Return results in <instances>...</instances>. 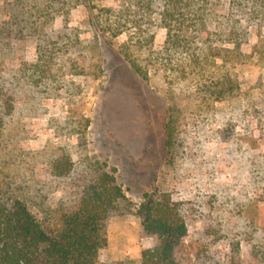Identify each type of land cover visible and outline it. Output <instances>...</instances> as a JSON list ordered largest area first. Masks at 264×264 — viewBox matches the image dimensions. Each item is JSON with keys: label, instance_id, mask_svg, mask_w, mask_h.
Wrapping results in <instances>:
<instances>
[{"label": "rangeland", "instance_id": "obj_1", "mask_svg": "<svg viewBox=\"0 0 264 264\" xmlns=\"http://www.w3.org/2000/svg\"><path fill=\"white\" fill-rule=\"evenodd\" d=\"M83 1L0 0V102L11 105L0 116L3 195L54 228L105 172L123 198L103 221L96 264H140L154 245L137 212L143 193L178 206V264H264V0H194L206 17L190 35L194 60L164 49L156 18L147 44L128 31L107 41L91 19L116 2ZM220 88L230 90L210 95Z\"/></svg>", "mask_w": 264, "mask_h": 264}, {"label": "trees", "instance_id": "obj_2", "mask_svg": "<svg viewBox=\"0 0 264 264\" xmlns=\"http://www.w3.org/2000/svg\"><path fill=\"white\" fill-rule=\"evenodd\" d=\"M112 1L116 2V8L96 7L97 12L91 19L93 28L107 41L128 31L131 43L147 44L152 35L146 33L145 24L156 18L165 29L164 49L182 47L188 51L192 46L191 33L195 31L199 34L205 28V14L203 9L198 11L194 0ZM86 2L83 1L84 6H88ZM196 3L199 5V1ZM227 40H232L228 42L237 46L233 37ZM221 48L214 49V53L209 49L208 54L220 56ZM188 52L189 60L199 57L194 52ZM203 56L206 59L207 53ZM132 67L143 79L147 78L146 73L133 62ZM225 78L222 76L214 83L223 84ZM227 88L211 91L210 95L221 98L230 90ZM10 113L8 100L0 102V116ZM163 128L164 144L169 148L174 142L170 114ZM63 165L62 161L57 162L56 168ZM122 198V189L114 176L101 173L84 183L76 208L62 213L54 228H46L22 199L5 197L0 190V264H96L98 250L105 245L103 221L108 211ZM137 212L142 231L156 238L153 246L141 250L140 264H178L177 255L186 226L177 204L165 193H143Z\"/></svg>", "mask_w": 264, "mask_h": 264}, {"label": "bare ground", "instance_id": "obj_3", "mask_svg": "<svg viewBox=\"0 0 264 264\" xmlns=\"http://www.w3.org/2000/svg\"><path fill=\"white\" fill-rule=\"evenodd\" d=\"M114 227V226H113ZM127 228V227H126ZM109 229V228H108ZM122 232V231H121ZM123 238V237H122ZM119 239V238H118ZM133 239V238H132ZM120 240H121V238H120ZM108 241V240H107ZM111 242V241H110ZM117 242V241H116ZM132 242V241H131ZM121 243V242H120ZM111 245V244H110ZM117 245V244H116ZM121 247H123V246H121ZM128 247V246H127ZM129 248V247H128Z\"/></svg>", "mask_w": 264, "mask_h": 264}]
</instances>
